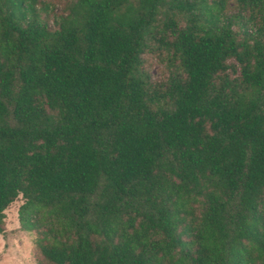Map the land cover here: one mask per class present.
Wrapping results in <instances>:
<instances>
[{
    "label": "trees",
    "instance_id": "16d2710c",
    "mask_svg": "<svg viewBox=\"0 0 264 264\" xmlns=\"http://www.w3.org/2000/svg\"><path fill=\"white\" fill-rule=\"evenodd\" d=\"M228 1L0 0V234L21 197L38 264H264V0Z\"/></svg>",
    "mask_w": 264,
    "mask_h": 264
},
{
    "label": "rangeland",
    "instance_id": "374dc122",
    "mask_svg": "<svg viewBox=\"0 0 264 264\" xmlns=\"http://www.w3.org/2000/svg\"><path fill=\"white\" fill-rule=\"evenodd\" d=\"M43 3L42 15L59 14L67 0H36ZM41 7V5H38ZM228 13L235 12L232 1L227 2ZM144 67L152 81L164 82L169 76L170 66L163 53L144 54ZM23 200L19 197L5 210L4 234H0V264H38V250L34 245L35 232H25L18 220V209Z\"/></svg>",
    "mask_w": 264,
    "mask_h": 264
}]
</instances>
